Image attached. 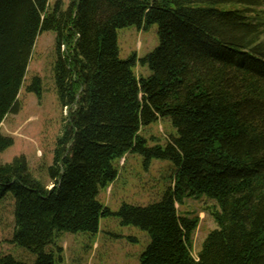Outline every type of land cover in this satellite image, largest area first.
Segmentation results:
<instances>
[{
	"label": "trees",
	"instance_id": "1",
	"mask_svg": "<svg viewBox=\"0 0 264 264\" xmlns=\"http://www.w3.org/2000/svg\"><path fill=\"white\" fill-rule=\"evenodd\" d=\"M230 4L229 8L220 5ZM236 4V5H234ZM0 0V126L19 94L40 34L56 33L55 84L66 110L50 183L24 155L0 165V200H15L11 241L57 264L63 232L98 233L117 216L151 237L140 264H264V0ZM157 25L158 46L119 56L118 29ZM140 62L151 74L137 77ZM27 90L42 94L41 78ZM169 119L175 132L150 146L141 129ZM153 138V137H152ZM14 144L0 133V151ZM129 153L176 165L162 198L112 211L99 199ZM205 195L217 227L195 257L199 217L185 198ZM62 251V247H57ZM0 264H29L10 254Z\"/></svg>",
	"mask_w": 264,
	"mask_h": 264
},
{
	"label": "rangeland",
	"instance_id": "2",
	"mask_svg": "<svg viewBox=\"0 0 264 264\" xmlns=\"http://www.w3.org/2000/svg\"><path fill=\"white\" fill-rule=\"evenodd\" d=\"M57 0H49L53 5ZM67 8L70 0H62ZM236 5V4H234ZM229 8L230 4L220 5ZM158 26L138 28L135 25L118 29L119 56L128 58L136 53L143 58L159 44ZM56 33L45 31L35 43L25 82L19 94V111L6 116L0 126V133L11 136L14 144L0 151V165L10 163L15 157L24 155L30 171L46 183H50L49 167L54 163L57 140L61 137L66 121L56 90L54 65L56 62ZM137 77L151 74L148 66L138 62L134 67ZM41 78L42 94L27 90L34 77ZM175 132L169 119H160L141 129V135L148 139L150 146L165 145L170 133ZM153 137V138H152ZM119 175L107 188L100 190L98 199L112 211H118L122 203L146 206L162 198L171 185L176 165L169 159L154 158L146 163L138 153H129L119 162ZM215 201L205 195L185 198L178 204L181 215L199 217V225L192 234L191 250L196 257L209 232L217 227L208 206ZM15 200L7 195L0 200V256L10 254L16 259L34 264L36 255L14 244L11 239L15 227ZM151 241L149 233L137 226L121 225L117 216L100 220L99 232H63L54 249L62 260L57 264H140V258ZM57 247H62L59 251Z\"/></svg>",
	"mask_w": 264,
	"mask_h": 264
}]
</instances>
